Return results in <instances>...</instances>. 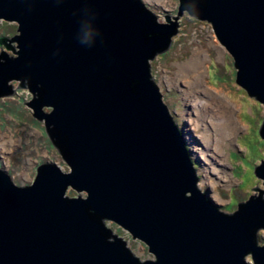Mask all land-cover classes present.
<instances>
[{"label": "water", "instance_id": "1", "mask_svg": "<svg viewBox=\"0 0 264 264\" xmlns=\"http://www.w3.org/2000/svg\"><path fill=\"white\" fill-rule=\"evenodd\" d=\"M178 1L167 24L141 0H0V20L17 25L0 34L14 52L0 47V95L11 79L28 88L24 103L69 166L41 161L27 184L0 166V264H264V189L225 212L198 186L149 63L186 10L211 23L235 81L264 104V0ZM253 167L264 183V158ZM107 220L153 257L140 259Z\"/></svg>", "mask_w": 264, "mask_h": 264}, {"label": "rangeland", "instance_id": "2", "mask_svg": "<svg viewBox=\"0 0 264 264\" xmlns=\"http://www.w3.org/2000/svg\"><path fill=\"white\" fill-rule=\"evenodd\" d=\"M141 1L156 15V21L167 24L170 22L162 14L175 16L179 5L178 0ZM175 21L177 31L171 35L170 45L149 60L151 74L183 132L195 163L198 186L221 210L232 212L239 201L258 194L259 190L251 187L264 189L262 179L253 172V166L264 158V139L258 132L264 104L248 95L235 81L233 57L219 42L209 21L190 15L186 10L177 14ZM16 26L15 22L0 20V34L11 36L17 32ZM12 44L16 46L15 41ZM0 47L14 53L3 44ZM189 65H194L196 72L190 70ZM192 73L197 75L192 76ZM9 81L14 92L0 95V166L10 173L16 184L30 183L41 161L53 160L61 169L68 170V164L46 134L43 122L34 117L24 103L32 96L31 92L27 87H16L18 79ZM210 90L218 94L215 104L207 98ZM203 102L208 103V107H204ZM218 102L229 108L221 119L215 117L216 112L211 113L219 110ZM50 109L44 107L45 111ZM204 133H211L210 140L218 144V156L206 145ZM65 193L73 196L78 191L68 186ZM261 196L264 197V192ZM106 223L126 240V245L140 259L153 257L143 241L133 238L112 221ZM257 236L259 243L263 242V227L257 229ZM246 258L251 261L250 254Z\"/></svg>", "mask_w": 264, "mask_h": 264}, {"label": "bare ground", "instance_id": "3", "mask_svg": "<svg viewBox=\"0 0 264 264\" xmlns=\"http://www.w3.org/2000/svg\"><path fill=\"white\" fill-rule=\"evenodd\" d=\"M198 52V51H197ZM196 52V53H197ZM199 53V52H198ZM195 56V55H194ZM196 57V56H195ZM195 63H196V61H195ZM191 64V63H190ZM186 65V64H185ZM193 66L194 65H192V67L189 65V68H190V70H192V71H195V69L193 68ZM187 67V66H186ZM188 68V67H187ZM196 69H197V67H196ZM186 71V70H185ZM196 72V71H195ZM198 73V72H197ZM193 74V73H192ZM195 75H197L196 73H194L192 76H195ZM198 76H199V74H198ZM14 92V91H13ZM208 92V91H207ZM210 92H211V90H210ZM209 92V94H210V96L209 97H207V98H209L210 100H211V102L213 103V104H215V101L217 102V99H216V96L218 95V94H212V92L210 93ZM32 95V94H31ZM197 102V101H196ZM206 102H207V100H206ZM205 102H203V104H204ZM210 103V102H209ZM208 104V103H207ZM206 103H205V105H203L204 107H208V105H207ZM228 104V103H227ZM217 105V107H219V110H216V111H214L213 109H210V110H213V111H211V113H214V115H215V112H216V116L215 117H217V116H219V119H221L222 117H223V113H224V111L225 112H227V109H229V108H227V106L226 105H224V104H222V103H220V102H218V104H216ZM45 106H47V105H45ZM45 106H43V110H44V107ZM47 107H51V106H47ZM210 110H208V111H210ZM230 111V110H229ZM228 113V112H227ZM198 114V113H197ZM210 115V114H209ZM198 116V115H197ZM214 117V118H215ZM230 117V116H229ZM231 118V117H230ZM217 119V118H216ZM227 119V118H226ZM40 121H42V120H40ZM205 121V120H204ZM218 121V120H217ZM229 121H231V119L229 120ZM43 122V121H42ZM212 122V121H211ZM197 123V122H196ZM199 123V122H198ZM210 123V122H209ZM211 124V123H210ZM226 124H227V122H226ZM229 124V123H228ZM197 125V124H196ZM206 125V124H205ZM44 126H45V124H44ZM222 126V125H221ZM224 126H225V124H224ZM229 126V125H228ZM208 127V126H207ZM199 130V129H198ZM205 132V131H204ZM226 132V131H225ZM229 133V132H228ZM231 133V132H230ZM46 134H47V132H46ZM227 134V133H226ZM48 135V134H47ZM209 136H211V133L208 135L207 133H204V135H203V138H206V141H205V143H206V145L210 148V150H211V152L213 153V154H215V155H217L218 156V154H217V151L219 150L218 149V144H213L212 143V141L210 140V137ZM215 143V142H214ZM213 145H214V147H213ZM220 157H222V156H220Z\"/></svg>", "mask_w": 264, "mask_h": 264}, {"label": "flooded vegetation", "instance_id": "4", "mask_svg": "<svg viewBox=\"0 0 264 264\" xmlns=\"http://www.w3.org/2000/svg\"><path fill=\"white\" fill-rule=\"evenodd\" d=\"M43 124H44V122H43ZM45 127V126H44ZM49 137V136H48ZM263 242H264V240H263ZM263 242H261V243H263Z\"/></svg>", "mask_w": 264, "mask_h": 264}]
</instances>
